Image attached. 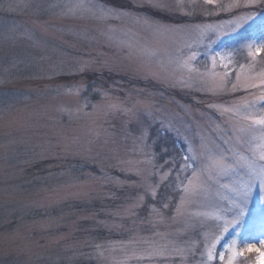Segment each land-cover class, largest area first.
<instances>
[{
    "label": "rangeland",
    "instance_id": "obj_1",
    "mask_svg": "<svg viewBox=\"0 0 264 264\" xmlns=\"http://www.w3.org/2000/svg\"><path fill=\"white\" fill-rule=\"evenodd\" d=\"M248 3L0 0V264H264Z\"/></svg>",
    "mask_w": 264,
    "mask_h": 264
},
{
    "label": "snow or ice",
    "instance_id": "obj_2",
    "mask_svg": "<svg viewBox=\"0 0 264 264\" xmlns=\"http://www.w3.org/2000/svg\"><path fill=\"white\" fill-rule=\"evenodd\" d=\"M209 3H215V0H208ZM254 5H259L261 7H264V0H249V3L247 5H245L246 7L248 6H254ZM236 7H239L240 5L237 4L235 5ZM261 48H257L255 53H249L250 55H255V54H259V52L261 51ZM225 67H227V65H224ZM255 123L259 124V125H264V117L260 118L259 120L255 121ZM262 159H264V156L261 157ZM261 179L264 180V175L261 176ZM189 185H193V181H189ZM186 191H188V189H186ZM192 191H195V187L192 188ZM245 196V199L247 198V192H244L243 194ZM241 212H243V209L241 208ZM211 255V253L209 254ZM262 255H264V253H262ZM221 259H223V256H221Z\"/></svg>",
    "mask_w": 264,
    "mask_h": 264
},
{
    "label": "trees",
    "instance_id": "obj_3",
    "mask_svg": "<svg viewBox=\"0 0 264 264\" xmlns=\"http://www.w3.org/2000/svg\"><path fill=\"white\" fill-rule=\"evenodd\" d=\"M167 144H168V145H166L167 146V153L169 152L168 155H167V157H170V156H172L173 154H176L179 151L178 150V147H177L178 144L177 143L174 144L171 139L167 140ZM174 174L172 176H174ZM168 185L170 186V188L168 187ZM175 188H176V182H175V180L173 178V179H171V181L169 182V184L167 182V189H168V191H169L170 194H167L165 196V200H167V199H170V200L173 199V194H174ZM165 200H164V202H165Z\"/></svg>",
    "mask_w": 264,
    "mask_h": 264
}]
</instances>
